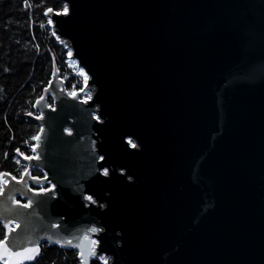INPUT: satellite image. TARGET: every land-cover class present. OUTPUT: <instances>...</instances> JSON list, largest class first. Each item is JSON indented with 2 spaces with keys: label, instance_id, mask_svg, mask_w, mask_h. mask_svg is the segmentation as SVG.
<instances>
[{
  "label": "water",
  "instance_id": "obj_1",
  "mask_svg": "<svg viewBox=\"0 0 264 264\" xmlns=\"http://www.w3.org/2000/svg\"><path fill=\"white\" fill-rule=\"evenodd\" d=\"M62 1L51 27L92 92L55 72L37 99V157L0 182L9 251L264 264V0Z\"/></svg>",
  "mask_w": 264,
  "mask_h": 264
},
{
  "label": "trees",
  "instance_id": "obj_2",
  "mask_svg": "<svg viewBox=\"0 0 264 264\" xmlns=\"http://www.w3.org/2000/svg\"><path fill=\"white\" fill-rule=\"evenodd\" d=\"M28 4L25 0H0V174L15 179L26 171L22 157L31 153L33 137L40 130L29 113L36 114L34 104L52 74L56 72L68 90L85 84L81 69L68 57L67 48L48 23L49 15H45L48 8L61 11L65 4L60 0H28ZM34 175L41 176L42 172L34 169ZM4 237L5 228L0 222V240ZM25 264L82 261L74 247L43 243L35 259ZM90 264L101 262L91 259Z\"/></svg>",
  "mask_w": 264,
  "mask_h": 264
},
{
  "label": "snow or ice",
  "instance_id": "obj_3",
  "mask_svg": "<svg viewBox=\"0 0 264 264\" xmlns=\"http://www.w3.org/2000/svg\"><path fill=\"white\" fill-rule=\"evenodd\" d=\"M25 4H26V6H30L28 4V0H25ZM52 11H53L52 8H48L47 11L45 12V15L47 16ZM67 13H68V6L65 4L64 7H63L62 13H56V14H58V15L59 14H65L66 15ZM48 23L49 24L52 23V20L50 18L48 20ZM80 75L84 76V80H85V83H86L87 79H88L87 76L84 75V73L82 71H81ZM41 99H43V97H41ZM29 115H31V113H29ZM37 118H39V117H37ZM97 119H99V117H97ZM33 139L39 140L40 137L39 136L33 137ZM129 143L132 144L133 147H136V145L134 143H132L131 140L129 141ZM33 151H35V148H33ZM17 152H19V150H17ZM25 159H32V157H25ZM100 159H103V158L101 157ZM17 163H19V161H17ZM104 174L107 175V170H105ZM6 175L7 174H0V182H5L4 181V177ZM24 175L27 176L28 173L25 172ZM13 179H15V177H13ZM18 182H23V177H22L21 181H18ZM53 188H54V186H53ZM49 191H51V189H49ZM87 199L91 200L92 198L91 197H87ZM30 203H31V201L29 202V204L23 205V207H29ZM6 227H7V225H6ZM90 231L94 233V232H97L98 229L92 228V229H90ZM57 243H59V241H57ZM67 243L69 245H71L72 241L69 240V241H67ZM38 253H39V248L38 247H35V248H24L23 250H16V251H9V248L6 246V238H5V240H0V257H3V256H8L9 257L8 261L6 262V264H25L26 261L34 260L35 256ZM81 256H83V252H81Z\"/></svg>",
  "mask_w": 264,
  "mask_h": 264
},
{
  "label": "rangeland",
  "instance_id": "obj_4",
  "mask_svg": "<svg viewBox=\"0 0 264 264\" xmlns=\"http://www.w3.org/2000/svg\"><path fill=\"white\" fill-rule=\"evenodd\" d=\"M63 10H61V11H52V13H58V12H62ZM55 73V72H54ZM53 73V74H54ZM52 74V75H53ZM57 76V75H56ZM52 80V77H51V79H50V81ZM85 86H86V83L80 88V89H71V90H68V88H66V86H65V88H66V91L68 92V94H71V95H75V94H78V92H80L81 93V96H80V100H86V99H88L89 97H90V95H91V92L92 91H88V90H85L84 88H85ZM48 97V99H49V96H47ZM40 98V97H39ZM46 100V101H49V100ZM49 105V104H48ZM51 188V186L50 185H45L41 190H43V189H46V188ZM90 244L92 245V248H93V246H94V244L96 245L97 244V240L95 239V238H91L90 239ZM100 259V260H99ZM98 260L102 263V264H104L105 263V258L103 257V256H99V258H98Z\"/></svg>",
  "mask_w": 264,
  "mask_h": 264
},
{
  "label": "flooded vegetation",
  "instance_id": "obj_5",
  "mask_svg": "<svg viewBox=\"0 0 264 264\" xmlns=\"http://www.w3.org/2000/svg\"><path fill=\"white\" fill-rule=\"evenodd\" d=\"M49 100H51V98L49 97ZM24 175V174H23ZM23 175L21 176V179L23 177ZM30 176H38V175H34V169H32L29 173ZM40 177V176H39ZM24 178V177H23ZM5 179V178H4ZM28 189L29 190H32L33 187H32V184H29L28 185ZM15 202L16 203H19V204H27V202L19 195L15 198Z\"/></svg>",
  "mask_w": 264,
  "mask_h": 264
},
{
  "label": "built area",
  "instance_id": "obj_6",
  "mask_svg": "<svg viewBox=\"0 0 264 264\" xmlns=\"http://www.w3.org/2000/svg\"><path fill=\"white\" fill-rule=\"evenodd\" d=\"M36 145H37V140H35V144H34V146L32 147V151H33V148L36 149ZM31 156H34V154H32Z\"/></svg>",
  "mask_w": 264,
  "mask_h": 264
},
{
  "label": "bare ground",
  "instance_id": "obj_7",
  "mask_svg": "<svg viewBox=\"0 0 264 264\" xmlns=\"http://www.w3.org/2000/svg\"><path fill=\"white\" fill-rule=\"evenodd\" d=\"M100 260V259H99Z\"/></svg>",
  "mask_w": 264,
  "mask_h": 264
}]
</instances>
